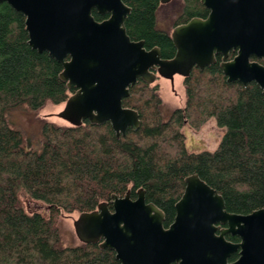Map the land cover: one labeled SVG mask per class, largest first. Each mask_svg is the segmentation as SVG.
Wrapping results in <instances>:
<instances>
[{
  "label": "trees",
  "instance_id": "16d2710c",
  "mask_svg": "<svg viewBox=\"0 0 264 264\" xmlns=\"http://www.w3.org/2000/svg\"><path fill=\"white\" fill-rule=\"evenodd\" d=\"M123 1L130 7L124 20L130 39L172 58L170 34L157 24L159 0ZM179 2L175 26L207 16L200 0ZM92 15L96 21L108 17ZM24 20L0 4V264H119L113 251L98 244L64 246L60 213L91 212L112 195L129 191L134 198L142 188L146 202L163 212L166 227L192 174L221 195L229 213L264 208V94L253 82H228L219 55L183 79L182 108L167 113L157 86L138 79L122 101L138 113L137 130L128 128L117 137L109 123L71 127L43 121L34 147L33 138L9 125L7 114L62 104L75 88L60 80V63L28 45ZM209 118L225 129L217 148L188 152L179 129L186 123L198 128ZM20 192L46 205L47 212H30Z\"/></svg>",
  "mask_w": 264,
  "mask_h": 264
},
{
  "label": "water",
  "instance_id": "95a60500",
  "mask_svg": "<svg viewBox=\"0 0 264 264\" xmlns=\"http://www.w3.org/2000/svg\"><path fill=\"white\" fill-rule=\"evenodd\" d=\"M200 2L207 16L173 27L175 53L165 59L159 48L146 49L142 40L130 39L124 26L130 7L123 0H0L24 16L28 45L60 63V80L75 88L58 117L71 127L109 123L117 137L140 126L138 113L122 105L138 79L152 84L159 77L185 78L218 55L228 82H253L264 94V0ZM93 11L108 17L96 21ZM184 183L167 227L163 212L146 202L140 188L134 199L127 191L79 213L73 220L75 236L113 251L119 264H227L237 249L239 258L232 264H264V208L229 213L221 195L198 175ZM216 224L227 226L220 236L230 233L240 242L214 250L217 245L207 239H213Z\"/></svg>",
  "mask_w": 264,
  "mask_h": 264
},
{
  "label": "rangeland",
  "instance_id": "374dc122",
  "mask_svg": "<svg viewBox=\"0 0 264 264\" xmlns=\"http://www.w3.org/2000/svg\"><path fill=\"white\" fill-rule=\"evenodd\" d=\"M181 9L182 4L179 0H172L167 4L161 5L157 13L158 27L170 34L175 24L179 21ZM183 79L179 75H175L172 81L159 77L155 82L149 84L151 88L157 86L158 96L167 113L177 108H182L185 105ZM63 106L64 103L59 105L47 103L37 112H30L27 108L21 107L7 114V122L11 127L20 129L25 137L33 138L32 143L36 147L39 143L38 133L41 122L53 123L58 126H70L66 121L58 117V113L63 109ZM179 131L184 137L187 151L199 153L202 151L213 152L217 148L225 129L219 128L214 118H209L198 128L186 123ZM19 198L23 206H26L30 212H47L46 205L29 200L23 192H20ZM78 214V212H61L59 215L61 240L64 246L80 244L73 229V220L78 217Z\"/></svg>",
  "mask_w": 264,
  "mask_h": 264
},
{
  "label": "flooded vegetation",
  "instance_id": "af4514ba",
  "mask_svg": "<svg viewBox=\"0 0 264 264\" xmlns=\"http://www.w3.org/2000/svg\"><path fill=\"white\" fill-rule=\"evenodd\" d=\"M134 198H132V199H134ZM215 227H216V229H215L214 234H213L214 237H212L213 239H211V238L207 239V243H211V244H213V246L217 245L214 250L222 247L223 250L226 251L225 245H224L225 243L230 244V245H235V244H238L240 242V239L238 236L232 235L230 233H225L223 236H220L221 230L225 229L227 227L226 225L216 224ZM219 237H222V239ZM239 251L240 250L237 249L234 252L230 253L226 258V263L232 264L235 261H237L239 258Z\"/></svg>",
  "mask_w": 264,
  "mask_h": 264
}]
</instances>
